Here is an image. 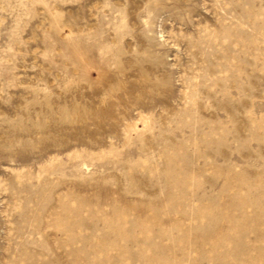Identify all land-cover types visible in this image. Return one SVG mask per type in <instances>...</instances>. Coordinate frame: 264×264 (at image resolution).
<instances>
[{
    "label": "rangeland",
    "instance_id": "374dc122",
    "mask_svg": "<svg viewBox=\"0 0 264 264\" xmlns=\"http://www.w3.org/2000/svg\"><path fill=\"white\" fill-rule=\"evenodd\" d=\"M0 264H264V0H0Z\"/></svg>",
    "mask_w": 264,
    "mask_h": 264
}]
</instances>
